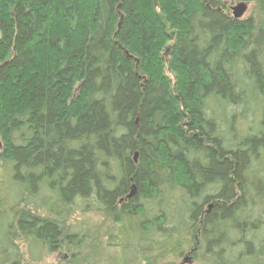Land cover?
Masks as SVG:
<instances>
[{
  "label": "trees",
  "instance_id": "obj_1",
  "mask_svg": "<svg viewBox=\"0 0 264 264\" xmlns=\"http://www.w3.org/2000/svg\"><path fill=\"white\" fill-rule=\"evenodd\" d=\"M239 4L264 19V0H0V264L17 241L82 248L76 213L111 219L102 264L197 245L264 264V23Z\"/></svg>",
  "mask_w": 264,
  "mask_h": 264
},
{
  "label": "rangeland",
  "instance_id": "obj_2",
  "mask_svg": "<svg viewBox=\"0 0 264 264\" xmlns=\"http://www.w3.org/2000/svg\"><path fill=\"white\" fill-rule=\"evenodd\" d=\"M248 6L246 14L241 19H253L259 24L264 23V19H262V17L259 18L256 6L254 4H249ZM229 7L228 9L232 15ZM165 56H167V54H165ZM165 62L168 63V57L165 58ZM165 72L171 76L167 69ZM1 147L2 145L0 141V150ZM42 215L43 217L47 216L46 213ZM111 223V219L108 216L95 213H76L74 215H70L65 222V226L69 229H73V231L80 229L87 233V239L82 248L69 249L66 245H64L61 251L57 253L44 252L40 259L35 260V256L30 250L31 244L28 242L24 243L23 241H17L16 244L19 248L18 251L20 252L19 256L21 258V264H102V261H105L102 260V258L106 255L105 252H107V254H112L114 252V250H106L108 246L107 242H109L108 235ZM196 248V250H189L183 259L178 261L176 264H200L197 252H199L198 248L200 249L201 247H198L197 245Z\"/></svg>",
  "mask_w": 264,
  "mask_h": 264
},
{
  "label": "water",
  "instance_id": "obj_3",
  "mask_svg": "<svg viewBox=\"0 0 264 264\" xmlns=\"http://www.w3.org/2000/svg\"><path fill=\"white\" fill-rule=\"evenodd\" d=\"M247 12V6L245 4H239L237 6H235L234 8H232V14L233 17L238 20L241 19ZM128 57H130L129 55H127ZM131 58V57H130ZM137 159H138V155L136 154L134 157V161L137 163ZM136 194V188L133 186L131 188V192L128 195L127 199H131L132 197H134Z\"/></svg>",
  "mask_w": 264,
  "mask_h": 264
}]
</instances>
